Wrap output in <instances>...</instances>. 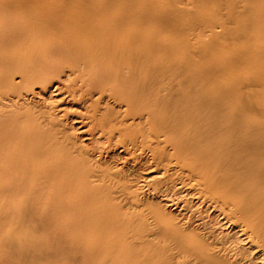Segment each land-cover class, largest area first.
Here are the masks:
<instances>
[{"label":"bare ground","instance_id":"6f19581e","mask_svg":"<svg viewBox=\"0 0 264 264\" xmlns=\"http://www.w3.org/2000/svg\"><path fill=\"white\" fill-rule=\"evenodd\" d=\"M4 2L0 104L50 94L0 119V215L33 216L97 264H264V102L221 77L229 66L200 79L131 0ZM185 195L236 234L221 237Z\"/></svg>","mask_w":264,"mask_h":264},{"label":"rangeland","instance_id":"374dc122","mask_svg":"<svg viewBox=\"0 0 264 264\" xmlns=\"http://www.w3.org/2000/svg\"><path fill=\"white\" fill-rule=\"evenodd\" d=\"M4 1L6 0H0V4H5ZM26 1L45 3L46 0ZM52 1L55 0H48ZM131 2L138 10L145 9L152 13L148 18L145 32L156 36L168 55L174 54L180 60L190 58L191 64L201 75L200 79L204 76L202 73H208L212 66L228 65V73H223L222 76L217 73V76L228 81H240L254 99L264 102V0H131ZM31 5L29 4L27 8ZM166 17L169 20H166ZM214 78H217L216 75ZM56 83L57 81H54V84ZM39 90L40 88L36 87L35 93L29 95V100H20L16 106L11 101L0 104V111L7 112L4 116L0 115V119L10 116L19 109L32 107L33 110H39V105L48 103L46 99L50 94L49 91L38 93ZM71 108L76 110L77 106ZM250 113L246 111L245 115L257 114ZM117 163L120 165L121 160ZM185 198L190 199L188 205L202 213L206 220L215 222L210 224L217 229L216 232L221 237H229L230 234L233 237L236 234L238 228L233 227L229 220L223 221L224 214L222 213V216L218 208L208 202H201L194 195H185ZM16 202L27 204L23 197H18ZM161 202L165 205V201ZM183 204L176 208L170 205L167 211L178 218ZM214 215L216 218H212ZM216 219L220 224L216 223ZM33 223H36L33 216L27 217L24 222L22 213L0 215V264H97L79 257L83 254L82 250L55 243L51 229L34 230L31 228ZM194 228H197L196 224ZM196 232L203 234L204 231L198 229ZM233 245L237 248L239 246V249L242 246L243 249H240L242 251L248 249L249 251L245 253L254 252L251 245L244 241H237ZM255 254L254 260L259 262L260 253L256 256ZM117 264L142 263L137 259H123Z\"/></svg>","mask_w":264,"mask_h":264}]
</instances>
